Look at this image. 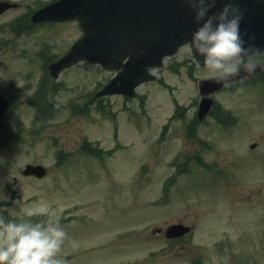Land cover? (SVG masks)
I'll use <instances>...</instances> for the list:
<instances>
[{"label":"rangeland","instance_id":"374dc122","mask_svg":"<svg viewBox=\"0 0 264 264\" xmlns=\"http://www.w3.org/2000/svg\"><path fill=\"white\" fill-rule=\"evenodd\" d=\"M9 1L20 6L0 16V91L12 100L0 143L3 215L58 221L68 239L55 258L68 264H264V60L263 76L216 94V117L190 135L196 82L212 73L188 47L166 58L135 98L97 99L113 75L100 66L45 77L79 37L77 23L16 29L7 22L51 0ZM41 108L48 116L35 120ZM26 164L49 173L24 177ZM40 204L47 215H26ZM175 222L192 231L170 242L164 230Z\"/></svg>","mask_w":264,"mask_h":264},{"label":"water","instance_id":"95a60500","mask_svg":"<svg viewBox=\"0 0 264 264\" xmlns=\"http://www.w3.org/2000/svg\"><path fill=\"white\" fill-rule=\"evenodd\" d=\"M12 6L1 2L0 13ZM238 6L243 12L240 32L245 47L264 51V0H238ZM223 7V3H217L209 15ZM67 20H78L83 36L64 57L49 65L50 74L56 77L64 68L79 61L119 71L96 96H134L136 86L154 79L147 69L159 67L163 57L186 44L198 27L194 12L182 0H58L35 12L30 23ZM257 72L258 69L249 74L242 69L222 83L226 85ZM198 88L201 94H208L222 86L213 78L199 81ZM211 105V99L200 102L199 119L208 113ZM7 110L8 101L0 95V132L1 118ZM23 175L42 178L46 170L39 165H26ZM188 231L187 227L173 225L167 236H181Z\"/></svg>","mask_w":264,"mask_h":264},{"label":"clouds","instance_id":"9594fccd","mask_svg":"<svg viewBox=\"0 0 264 264\" xmlns=\"http://www.w3.org/2000/svg\"><path fill=\"white\" fill-rule=\"evenodd\" d=\"M194 12V22L198 25L187 42L188 50L202 67H206L215 81L222 87H228L222 81L229 76H236L241 71L252 74L258 63L254 56L264 55V51L245 47L240 32L243 12L238 0H182ZM217 3L224 7L209 15ZM247 58V60H246ZM2 193V189H0ZM7 198V197H5ZM49 212L48 204H40L27 216H44ZM68 234L59 225L47 226L26 222H5L0 217V264H68L66 259H56L61 252ZM76 247V242L73 241Z\"/></svg>","mask_w":264,"mask_h":264},{"label":"trees","instance_id":"16d2710c","mask_svg":"<svg viewBox=\"0 0 264 264\" xmlns=\"http://www.w3.org/2000/svg\"><path fill=\"white\" fill-rule=\"evenodd\" d=\"M28 25V24H27ZM44 113H45V110L43 109L42 111H40L38 114H37V116H36V120H42V116H43V118H45V117H47L48 116V114L46 113L45 115H44ZM39 114H41V116H39ZM0 217H3L4 218V220H5V222H9V221H12V222H16V223H20V222H26V223H28V222H30L31 220H33V218H28V219H25L24 221H20V222H17L16 221V218H10L9 219V217H7V216H5V215H3V212L2 211H0Z\"/></svg>","mask_w":264,"mask_h":264},{"label":"flooded vegetation","instance_id":"af4514ba","mask_svg":"<svg viewBox=\"0 0 264 264\" xmlns=\"http://www.w3.org/2000/svg\"><path fill=\"white\" fill-rule=\"evenodd\" d=\"M252 60L254 61V62H257V63H261V62H263V60H264V57L262 58V59H257L256 57H252ZM260 60V61H259ZM259 61V62H258ZM241 66H243V65H241ZM261 77V75L260 76H258V77H256V78H254V80H256L257 78H260ZM253 80V79H252Z\"/></svg>","mask_w":264,"mask_h":264}]
</instances>
